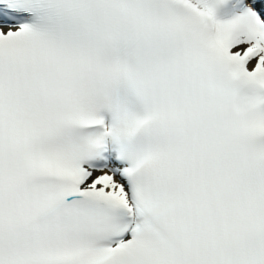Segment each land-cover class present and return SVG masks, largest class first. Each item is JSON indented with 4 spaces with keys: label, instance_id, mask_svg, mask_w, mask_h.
Masks as SVG:
<instances>
[{
    "label": "snow or ice",
    "instance_id": "1",
    "mask_svg": "<svg viewBox=\"0 0 264 264\" xmlns=\"http://www.w3.org/2000/svg\"><path fill=\"white\" fill-rule=\"evenodd\" d=\"M0 264H264V0H0Z\"/></svg>",
    "mask_w": 264,
    "mask_h": 264
}]
</instances>
